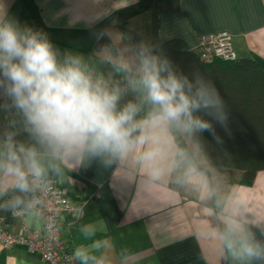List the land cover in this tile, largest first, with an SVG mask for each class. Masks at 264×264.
<instances>
[{
    "label": "crops",
    "instance_id": "obj_1",
    "mask_svg": "<svg viewBox=\"0 0 264 264\" xmlns=\"http://www.w3.org/2000/svg\"><path fill=\"white\" fill-rule=\"evenodd\" d=\"M5 4L21 23L45 31L61 51L80 55L99 79L108 63L123 68V63H131L126 54L137 58L116 12L136 8L138 0H0V7ZM179 4L158 15L161 41L178 38L187 49L197 51L203 37L225 31L236 58H251L264 70V0H181ZM145 16L149 30L142 33L143 42L152 45L151 11L133 16L127 26ZM135 23L134 29L142 32ZM105 35L115 50L108 44L97 47L95 42ZM122 72L130 77V71ZM174 143L203 173L211 197L202 195L194 179L177 182L176 173L153 182L131 160L109 168L92 164L65 169L50 176L68 199L82 207L79 217L67 216L61 223L73 253L87 248L104 264H234L219 242L230 213L249 220L257 238L264 240L252 223L264 228V170L246 185L241 181L243 170L210 166L193 139L177 135ZM10 217L9 221L0 215V226L15 231L23 224L31 230L42 226L35 212ZM74 262L80 264L76 258ZM0 264L45 263L25 247L5 248L0 242Z\"/></svg>",
    "mask_w": 264,
    "mask_h": 264
},
{
    "label": "clouds",
    "instance_id": "obj_2",
    "mask_svg": "<svg viewBox=\"0 0 264 264\" xmlns=\"http://www.w3.org/2000/svg\"><path fill=\"white\" fill-rule=\"evenodd\" d=\"M123 69L132 71L128 63ZM127 90L135 100L121 105ZM0 108L21 117L27 140L15 132L0 137V211L36 209L38 193L51 175L98 164L131 160L155 182L176 173L177 182L196 180L202 195L212 190L187 152L175 145L205 134L222 142L217 127L231 135L229 111L214 82L195 71H177L174 62L141 43L127 88L94 78L82 57L61 51L48 34L21 23L0 7ZM264 236V228L252 222ZM234 264H264V240L249 220L225 216L219 233ZM80 264H104L87 248L73 253Z\"/></svg>",
    "mask_w": 264,
    "mask_h": 264
},
{
    "label": "trees",
    "instance_id": "obj_3",
    "mask_svg": "<svg viewBox=\"0 0 264 264\" xmlns=\"http://www.w3.org/2000/svg\"><path fill=\"white\" fill-rule=\"evenodd\" d=\"M181 0H138L136 8L116 12V19L123 36L130 40L138 52L143 36L138 30L127 26L133 16L147 10L152 12V46L174 62L177 71L191 76L195 71L210 78L224 98L229 111L231 135H226L217 127L222 142H216L205 134L192 138L202 149L204 158L210 166L228 167L243 170L242 182L253 183L256 174L264 170V70L251 58H234L232 60L215 59L210 62L202 60L198 51L185 47L184 40L172 38L161 41L159 38V13L176 9ZM97 47L105 44L115 50L114 43L107 36H101L95 42ZM102 79L113 86L127 88L128 76L123 75V68L114 63L105 67ZM94 78H98L95 74ZM130 90L123 95L121 105L135 100ZM8 103L0 98V104ZM9 132L17 133V140H27L22 131L21 117L14 111L0 108V137ZM11 212L0 211V215L11 219Z\"/></svg>",
    "mask_w": 264,
    "mask_h": 264
},
{
    "label": "built area",
    "instance_id": "obj_4",
    "mask_svg": "<svg viewBox=\"0 0 264 264\" xmlns=\"http://www.w3.org/2000/svg\"><path fill=\"white\" fill-rule=\"evenodd\" d=\"M197 49L202 60L210 62L215 59L232 60L236 54L231 47L230 35L223 31L202 38ZM35 212L42 220L40 229L31 230L25 224L20 231L0 226V242L5 248L25 247L32 254H38L45 264H74L73 251L70 250L61 227L67 216L79 217L82 207L68 199L57 181L49 178L48 186L38 193ZM29 212L18 211L15 216Z\"/></svg>",
    "mask_w": 264,
    "mask_h": 264
},
{
    "label": "rangeland",
    "instance_id": "obj_5",
    "mask_svg": "<svg viewBox=\"0 0 264 264\" xmlns=\"http://www.w3.org/2000/svg\"><path fill=\"white\" fill-rule=\"evenodd\" d=\"M130 10V9H129ZM135 22H137V25H138V27L139 28H141V31L142 32H140L139 30V32L142 34V33H147V31L149 30L148 29V26H149V23H148V19H147V16H145V17H137V19H136V21ZM134 22V24H132V26L130 25V23H129V25H128V27L129 28H131V29H133L134 30V25L136 24ZM133 23V22H132ZM143 35V34H142ZM123 55H124V51H122V54H121V56L123 57ZM127 55V57L131 60V63H129V65H130V69H132V71H134V65H135V63L137 62V58L135 57V56H133V59H132V57L130 56V54H126ZM135 57V58H134ZM129 60V61H130ZM111 63V62H110ZM132 71H130V75L132 74ZM127 73V72H126ZM126 73H124V74H126ZM198 146V145H197ZM193 151H195V149L193 150Z\"/></svg>",
    "mask_w": 264,
    "mask_h": 264
}]
</instances>
